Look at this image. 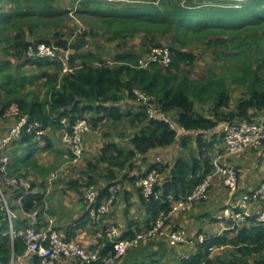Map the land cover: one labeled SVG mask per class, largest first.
<instances>
[{"label":"trees","instance_id":"trees-1","mask_svg":"<svg viewBox=\"0 0 264 264\" xmlns=\"http://www.w3.org/2000/svg\"><path fill=\"white\" fill-rule=\"evenodd\" d=\"M63 1L60 4L59 0H0V43L6 45L2 50L3 54L0 53V93L5 95L0 97V118L5 120L2 116L11 101H16L22 114L27 116V125L23 127L20 136L10 144L8 153L11 159L8 169L10 175H21L31 182L27 193L6 186H2L1 191L3 195L14 194L16 198L23 195L20 205L24 212L36 210L43 201V194L35 189L27 172L19 173L16 167L18 151L24 148L32 151L40 141L50 142L43 134L36 136L33 128L27 132L26 127L30 124H41L43 129L49 127L54 131L62 129L64 132L83 119L88 124V130L82 135L83 141L91 130L107 125L125 124L127 127H124L121 136L117 135V138L124 140L126 145L120 149L116 142H109L93 157L92 163L90 161L86 164L84 176L87 178L82 179V197L86 186L97 185L99 166L104 168L105 179L111 181L110 185L116 184L117 179L124 174L134 186L137 178L155 168L160 172L154 188L160 194L159 198L150 196L147 199L135 186L151 215L152 222L148 226L150 227L160 211L167 212L174 202L189 194L212 170L211 160L221 150L210 159L211 144L203 138L205 132L225 121L264 119V53L256 68L248 65L236 67L238 74L232 77L231 85L242 87V93L246 97H242L233 107L230 91L224 84L225 76L212 78L211 73L205 78L206 82L191 78L192 74L187 77L197 63L199 55V50L193 48L188 39L191 35L187 34L204 32L209 28L225 29L264 24V0H184V3L182 0H73L75 6L72 10L77 16H93L101 19L105 25L101 28L104 30L102 33L83 30L77 33L72 41L65 38L62 31L57 30L72 11L62 6ZM38 28H42V31ZM140 33L149 40L144 38L140 45V48L145 49L135 50L127 47L128 36ZM105 34L109 35L108 39L111 40L127 36L123 47L126 50L114 52L106 59L92 48L87 50L86 47L92 38ZM39 42H53L59 49H69L72 70L62 72L63 65L59 60L48 57L28 58V47ZM207 45L208 49L213 47L212 45L216 46L217 48H213L216 53L219 47H228V39L210 38ZM151 47H167L171 56L170 65L164 67L154 61L147 68L139 67L138 59L146 56ZM259 48L264 52L263 46ZM15 60H20L23 65L35 67L40 71L39 75L29 76L23 72L15 74ZM33 77L49 82L44 97L33 96L25 99L17 96L27 79L29 84L33 83ZM134 89L153 94L160 112L167 115L178 129L196 133L198 143L195 155L189 161L178 159L174 163V169L168 174H163L165 165L158 162L144 172L131 174L133 164L139 159L155 154L182 136L181 134L175 137V131L166 122L149 118L145 107L134 99ZM203 95L212 99L208 114L200 113L195 108L196 100L203 101ZM62 119L65 123H62ZM15 123L16 120H12L11 125ZM11 125L6 131L0 130V133H6ZM222 136L223 133L220 136L223 142ZM184 138L182 136L179 139L182 140L180 144L184 143ZM27 159L28 156H25L20 162ZM25 166L30 169L33 167L30 164ZM1 209L0 264H10L9 228ZM38 215L39 218L47 216L43 212ZM84 216L88 221V210ZM26 224L27 218L23 217L22 222L15 226L23 227ZM108 232L110 236V230ZM136 234L130 233L127 237ZM105 235L108 236L106 232ZM64 237L72 240L67 234ZM196 246L198 254L188 258L183 264H264V259H253L252 262L247 260L248 256L253 257L264 249V222L255 220L253 215L242 225L232 230L227 229L221 236L209 237ZM209 246H225L228 249L211 253L207 249ZM13 249L15 254L24 251L25 244L19 237L14 239ZM113 249L114 242L107 240L100 249L89 250L103 256ZM231 250L233 252L230 253ZM227 251L230 253L228 261L222 257ZM74 261L76 264H87Z\"/></svg>","mask_w":264,"mask_h":264},{"label":"crops","instance_id":"crops-1","mask_svg":"<svg viewBox=\"0 0 264 264\" xmlns=\"http://www.w3.org/2000/svg\"><path fill=\"white\" fill-rule=\"evenodd\" d=\"M83 30L90 29L84 28ZM79 32L83 31L77 29L75 34ZM62 34L66 35L64 32H62ZM136 35V38L129 37V40L126 41L127 47L130 49L136 50L138 49V46L143 43L142 39L137 38L138 36L144 38L142 33ZM102 36L103 35L92 38L89 46L86 47L87 50L92 48L98 52V46L95 41ZM104 37L108 41H113L108 39L109 35L107 34H105ZM131 42H136L135 45L137 46H134ZM4 47H6V45L0 43V53L3 52L2 50ZM197 62L198 63H196L195 66H199L198 64L201 61ZM17 64L20 65L17 66ZM24 67L37 70L35 67L26 66L25 64L23 65L20 60H15L13 71L15 74H21ZM13 71L12 74H14ZM23 74L27 73L23 72ZM37 74L38 72H33V76ZM27 75L30 76L31 74ZM190 77L203 81V79H200L197 75H191ZM33 78L34 79L31 81L33 83L28 85L31 86L34 84V81H36L37 78ZM26 82H29V79H27ZM230 95L231 106L233 105V107L237 105L242 97H246L243 93L238 92H230ZM2 96L5 97L4 94L0 93V97ZM203 96V101L196 100L195 108L197 109L196 111L200 113L208 114L212 106V99H210L209 96ZM6 123L8 124L7 120H1L0 118V130L6 131L7 128H9L10 124H8L7 127ZM226 123L228 122H222L214 129L203 134L205 141L211 144V149L209 151L210 159L220 150H224V145L220 136L223 132V125ZM125 126V124H120L118 126L107 125L99 129L91 130L84 138V155L76 163L70 162V153L65 144L60 140L61 130L57 129L54 131L49 127L44 129L43 133V135L47 136L49 139V143L40 141L36 149L28 151L27 148H24L17 153L16 161L18 163L16 164V167H18L19 173L27 172L26 174L33 181L35 189L43 194V201L36 210L39 214L43 212V214H47V216L49 215L54 219V228L57 232L63 236L67 234L68 238L72 239L71 241L87 249H100L105 245V241H111L112 239L108 232L110 227L116 229L117 239H125L131 238L127 237V234H136L147 228L152 222L151 215L145 204L142 202L137 189L132 181L124 174L117 179V182L115 181L118 186V191L115 197L107 205L106 210L104 212H98L94 218L89 216L88 221L85 220L86 216H84V214L88 207L82 197V179L87 178L84 176L87 170L86 164L90 161L92 163L94 161L93 157L96 156L100 152V149L109 142L114 141L119 145L120 149L123 148L126 145V142L124 140H118L117 135L121 136L122 130ZM181 134L185 137L183 144H180L182 140L179 141V139L182 138L181 136L178 139L176 138L174 143L168 147L158 150L155 154L153 153L147 158L139 159L133 164L134 166L131 168V174L144 172L147 168L158 162L159 164L162 163L165 165V169L163 170V174L165 175L174 169V163L178 159L189 161L197 151L198 142L196 133L182 132ZM25 156H28V159L25 162H20ZM229 159L238 171L237 195L253 191L264 179V144L259 149H248L242 153L231 156ZM32 162H34V164ZM26 164L33 165L32 169L27 168L25 166ZM56 169H60L56 178L49 180V177ZM98 169L100 170L99 175L97 176V185L101 190V195L97 200V207L107 204V187L111 183V181L105 179L104 168L99 166ZM103 176L104 178H102ZM230 195H232V193L222 185L219 178H215L212 181V185L210 186L208 195L205 199L197 201L189 211H179L174 213L166 221L161 234H156L151 238L141 240L136 246L126 250L115 264H183L185 260L198 254L196 244L190 243V241L198 234H206L211 238L214 236H221L224 232L226 233L227 222L220 219L219 215L223 203ZM3 198L10 213L14 216L12 219L13 227L16 224H20L23 217L26 216L23 214L24 210L21 208L20 201L18 200L19 198H16V195L14 194L3 195ZM0 207H2L1 200ZM248 209L253 215L262 212L264 213V204L250 202ZM3 218L6 220L8 226L5 211ZM40 219V226H44L42 223L47 222L45 215L41 216ZM16 228H20V226ZM173 231L180 233L186 238V241L175 245L170 244L166 239V234ZM105 232L108 236L105 235ZM9 244L11 247L10 259L12 255L15 259L18 258L22 252L15 254L11 239ZM224 249H228V247L221 246L214 252ZM231 252L233 251L231 250L230 253ZM230 253L227 251V253L222 254V257L226 258V261H228ZM34 257L35 256L32 255L26 257L24 260L25 264H38ZM253 259H264V249L253 257H247V260L250 262H252ZM14 264H16V262ZM58 264H76V262L74 259L65 258Z\"/></svg>","mask_w":264,"mask_h":264},{"label":"built area","instance_id":"built-area-1","mask_svg":"<svg viewBox=\"0 0 264 264\" xmlns=\"http://www.w3.org/2000/svg\"><path fill=\"white\" fill-rule=\"evenodd\" d=\"M26 55L28 58L36 59L48 57L50 59L62 62V72L72 70L69 63L70 50L59 49L53 42H39L34 46H29ZM157 61L166 67L171 63V56L167 47L152 48L146 56L138 59V66L147 68L149 65ZM134 99L145 107L148 117L166 122L171 129L175 131V137H179L182 130L178 129L175 123L165 114H162L156 106V97L146 91L134 89ZM3 115L9 118H16V123L10 127L6 133H0V200L2 209L6 213L8 222L10 239L13 242L19 237L25 244V249L18 258L11 256V264H25L26 257L32 255L37 258L38 264H58L62 259L70 258L81 263L93 264H115L116 261L128 250L136 246L141 240L151 238L156 234L162 233V228L166 221L176 212L189 211L194 204L207 197L212 181L219 177L222 185L229 190L232 195L223 203L219 218L227 222L226 229L232 230L236 226L245 223L251 216L252 212L248 209L250 202L264 204V179L251 192L244 194H236L238 175L236 167L230 162V157L242 153L248 149H259L264 144V119L256 121L235 120L223 125V145L224 150L217 153L211 160L212 170L207 173L196 186L185 197L179 198L167 212L160 211L156 220L150 227L138 232L135 236L125 239H117L116 229L110 228V237L114 242V249L103 256H99L95 251H91L71 240L66 239L62 234L54 228L55 221L51 216H46V223L40 226L39 212L37 210L31 212H23L27 218V224L23 227L15 229L12 219L14 216L10 213L8 206L2 195V186L21 190L27 193L31 188V182L28 178L21 175H10L9 164L11 156L8 153L9 147L15 138L22 133L23 127L27 125V116L22 114L17 103H11L4 110ZM62 123L65 121L62 119ZM35 129V135L40 136L44 133L41 124H30L26 127L27 132ZM88 130V124L85 120L77 121L70 130L62 132L60 139L68 149L71 163L78 162L84 150V142L82 139L83 132ZM60 169H56L49 180L56 178ZM160 177V172L155 168L149 170L145 175L137 178L135 186L140 189L145 198L150 196L159 198L160 194L154 188ZM118 191L116 184H111L107 188L108 198L107 204L96 206L100 196V189L95 184H89L83 190V199L87 204L89 216L94 218L98 212H104L107 205L115 197ZM234 194V195H233ZM20 195L18 200L20 201ZM255 216V220L264 222V213ZM166 239L172 245L183 243L186 241L180 233L169 232ZM209 239L206 234H198L190 241L191 244H202ZM219 247L209 246V252H214ZM186 258V257H185ZM191 264H202L199 262Z\"/></svg>","mask_w":264,"mask_h":264},{"label":"rangeland","instance_id":"rangeland-1","mask_svg":"<svg viewBox=\"0 0 264 264\" xmlns=\"http://www.w3.org/2000/svg\"><path fill=\"white\" fill-rule=\"evenodd\" d=\"M61 1L62 0H59L60 4ZM182 1L184 3V0ZM62 6L67 7L68 10H72V8L75 6V3H73V0H64ZM104 25L105 24L99 18L93 16L80 17L77 16L72 10L69 12L67 17L64 19L61 26L57 30L64 32V34L66 35L63 36H65V38H68L69 41H72L76 37L75 32L77 31V29L83 31L84 28H89L90 30H97L99 32H103V29L101 28H103ZM38 29L39 31H42V28H38ZM43 29L47 31L45 26H43ZM11 31H13V29H11ZM0 35L2 36V34ZM187 35H191V37L188 36V39H190V42H192L191 44H193L192 45L193 48L199 50L198 61H201L198 64L199 66H195L193 68L192 75L194 76L197 75L198 77H200V79H203V82H206L205 78L207 79V76L211 73H213L212 78H217V77L222 78L223 76H225L224 84L228 87V90L233 93L235 92L242 93L244 90L242 87H236L234 85H231L232 77L238 74L236 67H238L239 65H244V66L248 65L251 66V68L257 67V64L259 63L260 59L263 57V53H264L261 52L259 48V46H263L264 48V24L261 25L258 24V26H247V27L245 25L242 27L240 26L238 28H225V29L209 28L207 30H204V32L188 33ZM136 36L137 35L135 34L128 37L136 38ZM214 37L215 38L226 37L228 39V47L221 46L219 47L220 49H217L218 52L216 53L213 52L214 51L213 48H217L216 46L212 45L213 47H209V49L206 48L208 46L207 40ZM126 38L127 36H122L117 38L116 40L108 41L107 39H105L104 36H102L100 39L95 41L96 45L98 46L97 51L100 52V55H102L103 58L105 59L110 58L112 53L121 52V50H126V48H123L124 45L126 44L125 43ZM137 38L142 39V41L146 39L145 37L144 39L140 36H138ZM146 40L149 41L148 39ZM133 44L134 46H137L135 45L136 42H134ZM138 49H145V48L144 47L140 48L139 45ZM22 72H25L27 74H33V72L34 73L38 72L37 75H39L40 73L38 69L37 70L28 69V67H24ZM190 75L191 73L187 77H189ZM25 83L26 84L24 85V88L19 89L17 93V96L25 99L27 98L30 99L33 96H36L37 98H43L45 95L44 92L47 86L49 85L48 84L49 82L45 79H36V81H34V84L31 86L28 85L29 84L28 82L25 81ZM210 96L212 95L210 94ZM11 103H17V102L11 101ZM3 117L5 118V120H7L8 124L10 125L12 124V120H16V118L5 117L4 115ZM8 124L6 123L7 127ZM84 151H85V146L82 156L84 155ZM237 175H238V171H237Z\"/></svg>","mask_w":264,"mask_h":264}]
</instances>
